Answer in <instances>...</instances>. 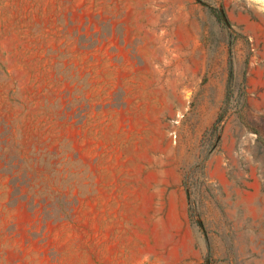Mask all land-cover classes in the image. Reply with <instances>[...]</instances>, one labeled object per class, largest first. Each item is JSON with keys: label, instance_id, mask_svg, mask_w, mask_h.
<instances>
[{"label": "rangeland", "instance_id": "rangeland-1", "mask_svg": "<svg viewBox=\"0 0 264 264\" xmlns=\"http://www.w3.org/2000/svg\"><path fill=\"white\" fill-rule=\"evenodd\" d=\"M0 264H264V0H0Z\"/></svg>", "mask_w": 264, "mask_h": 264}]
</instances>
